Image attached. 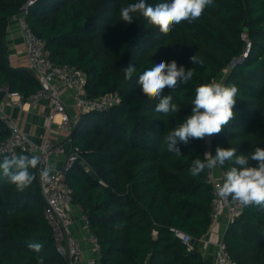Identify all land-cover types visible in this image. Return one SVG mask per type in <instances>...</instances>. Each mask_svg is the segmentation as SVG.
Segmentation results:
<instances>
[{
	"label": "trees",
	"instance_id": "trees-1",
	"mask_svg": "<svg viewBox=\"0 0 264 264\" xmlns=\"http://www.w3.org/2000/svg\"><path fill=\"white\" fill-rule=\"evenodd\" d=\"M27 1L0 0V88L24 98L39 84L31 70L9 63L5 36L9 20ZM134 2L34 0L24 13L52 62L83 71L89 97L111 91L121 97L119 104L102 112H82L72 123L67 139L80 157L64 181L71 203L81 209L98 239L100 264H204L193 242L183 243L170 230L175 227L196 240L210 227L206 170L198 177L189 173L193 159L204 157L203 140L179 143L177 156L167 150L164 135L191 114L195 88L230 67L223 82L239 89L236 115L213 136V151L231 147L247 155L255 147L264 148V0H214L199 19L175 25L167 35L139 13L131 24L121 21L120 8ZM147 2L155 6L166 0ZM242 33L251 41L250 52L230 66L244 47ZM195 54L202 65L191 63L189 57ZM162 60L194 69L188 84L174 91L165 88L161 94L173 96L180 107L176 114L156 112L159 101L146 98L137 83ZM129 63L136 71L125 79L123 68ZM6 135L0 120V140ZM19 154L34 156L22 150L14 155ZM232 166L226 162L221 168L227 172ZM31 171L37 177V169ZM45 207L37 178L23 191L0 178V264H37V257H43L44 264H65L55 249ZM222 238L237 264H264V211L244 207ZM33 242L43 244L41 252L29 249Z\"/></svg>",
	"mask_w": 264,
	"mask_h": 264
},
{
	"label": "clouds",
	"instance_id": "clouds-1",
	"mask_svg": "<svg viewBox=\"0 0 264 264\" xmlns=\"http://www.w3.org/2000/svg\"><path fill=\"white\" fill-rule=\"evenodd\" d=\"M214 0H166L155 6L147 0H136L119 10L121 21L131 24L134 14L139 13L149 24L167 35L175 25L182 22L192 23L199 19L206 7L211 6ZM191 63L201 64L197 55L189 57ZM136 68L129 63L123 68L125 79H131ZM194 76V69L186 70L183 65L178 66L176 60L160 61L154 67L146 70L137 81L143 95L149 100H158L155 111L168 115L178 113L180 107L173 103L171 94L162 96L165 88L174 91L181 84H188ZM239 89L234 84H225L223 81L202 84L195 88V96L191 102V114L183 122L164 135V142L169 152L181 156L179 143L187 144L190 139H205L219 134L223 127L229 125L235 118L233 111L237 101ZM254 161L255 165L249 164ZM226 162L232 167L225 172L222 186L217 190V196L225 201L240 206H255L264 211V148L255 147L247 155L237 154L236 148H221L217 146L216 154L210 151L204 153L203 159H193L189 168L192 177H198L202 172L223 167ZM41 164L38 156L25 154L5 156L0 161V178L23 191L37 178L31 170H36ZM55 165L51 162L39 168V178L47 181ZM29 249L39 253L43 244L33 242L28 244ZM37 264H44L43 257H37Z\"/></svg>",
	"mask_w": 264,
	"mask_h": 264
},
{
	"label": "built area",
	"instance_id": "built-area-1",
	"mask_svg": "<svg viewBox=\"0 0 264 264\" xmlns=\"http://www.w3.org/2000/svg\"><path fill=\"white\" fill-rule=\"evenodd\" d=\"M34 0H28L22 7L21 13L17 17L18 24L22 31V39L26 49L28 68L31 70L39 88L24 98L18 92H11L6 86L0 88L4 91V97L0 100V120L3 128L7 131L4 139L0 140V157L5 155H14L18 150L38 156L41 164L37 168V179L40 190L46 202L44 216L52 229V236L55 249L58 255L63 258L65 264H83L82 249L79 246L78 239L73 232V218L70 214L69 207L72 205L69 190L64 181L65 172L72 163L80 157L79 150L73 146L70 140L52 143L50 139V130L53 123H57L61 128L67 129L72 122V116L69 114L66 104L60 97V89L66 88L74 105L82 112L97 111L102 112L121 102L120 94L117 91H111L99 96L89 97L86 93V78L83 71L76 65L69 63L56 64L50 60L44 46V41L37 36L29 27L25 20L24 13L27 7ZM245 44L239 54L230 64L242 62L249 54L251 41L246 33L241 34ZM224 77V76H223ZM225 78V77H224ZM214 81V79H213ZM224 81L222 78L216 82ZM7 101L22 106L25 101L38 102L42 99H50L53 105V112L48 113V123L45 125L46 131L40 136V141L36 142L29 137L19 126V124L4 111V104ZM59 115V121L55 116ZM77 119V118H76ZM75 119V120H76ZM212 139H203L204 150L210 151L214 156L212 148ZM68 142V147L66 145ZM65 154L62 166L54 168L50 173L47 181H41L39 178V168L49 163L53 156ZM85 170H89V164L83 160ZM225 171L221 167L213 170L206 169L205 180L211 189V224L223 222L226 226L230 221L239 216L244 206L232 203L230 198L225 201L217 196V190L222 186ZM81 219L88 227V220L82 214ZM173 235L183 243L190 245L192 237L180 229L171 227ZM87 240L92 243L96 256L88 260V264H100V246L97 237L89 232ZM215 259L213 264H237L233 260L226 248V244L221 237L215 245Z\"/></svg>",
	"mask_w": 264,
	"mask_h": 264
},
{
	"label": "crops",
	"instance_id": "crops-1",
	"mask_svg": "<svg viewBox=\"0 0 264 264\" xmlns=\"http://www.w3.org/2000/svg\"><path fill=\"white\" fill-rule=\"evenodd\" d=\"M19 15V14H18ZM13 16L7 25L5 42L7 47V57L9 63L13 67H25L28 68V61L26 55V49L22 39V31L18 24L17 17ZM30 70V69H29ZM225 77V76H224ZM223 77V79H224ZM60 97L63 103L66 104L69 114L72 116V122L67 129L61 128L57 123H53L50 130V139L52 143H59L68 140L69 132L72 123L81 114V110L78 109L72 102L70 92L66 88H61ZM4 97V96H3ZM2 97V99H3ZM6 99L4 104V111L7 115L11 116L20 126V128L29 135L31 139L38 142L41 139V135L46 131L45 125L48 123V113L53 112V105L50 99H42L38 102L25 101L22 106L15 105ZM59 115L55 116V120L59 121ZM68 142L66 145L68 147ZM65 159V154L53 156L51 163L55 165V168L62 166ZM70 214L73 218V232L78 239L79 246L82 249V261L83 264H88V260L96 256V251L93 248L86 236L89 234L88 227L84 225L81 219L82 212L78 206L71 205L69 207ZM226 225L223 222H216L210 224V227L206 234L201 238L193 241L194 246L201 252L204 264H213L215 259V245L216 242L223 237Z\"/></svg>",
	"mask_w": 264,
	"mask_h": 264
},
{
	"label": "rangeland",
	"instance_id": "rangeland-1",
	"mask_svg": "<svg viewBox=\"0 0 264 264\" xmlns=\"http://www.w3.org/2000/svg\"><path fill=\"white\" fill-rule=\"evenodd\" d=\"M230 70V67H227L225 69H223L222 71H220L217 76L214 78V81H218L221 80L223 78V76H226L228 74Z\"/></svg>",
	"mask_w": 264,
	"mask_h": 264
},
{
	"label": "water",
	"instance_id": "water-1",
	"mask_svg": "<svg viewBox=\"0 0 264 264\" xmlns=\"http://www.w3.org/2000/svg\"><path fill=\"white\" fill-rule=\"evenodd\" d=\"M244 29H246V28H244ZM3 96H4V91L0 90V100L2 99ZM152 236L156 238L157 237V232L153 231ZM193 241H194V239L192 238L191 243Z\"/></svg>",
	"mask_w": 264,
	"mask_h": 264
}]
</instances>
